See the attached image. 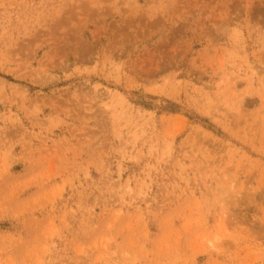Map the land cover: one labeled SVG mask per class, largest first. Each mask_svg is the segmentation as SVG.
<instances>
[{"label":"rangeland","instance_id":"rangeland-1","mask_svg":"<svg viewBox=\"0 0 264 264\" xmlns=\"http://www.w3.org/2000/svg\"><path fill=\"white\" fill-rule=\"evenodd\" d=\"M0 264H264V0H0Z\"/></svg>","mask_w":264,"mask_h":264}]
</instances>
